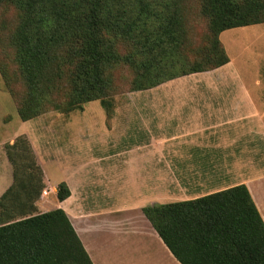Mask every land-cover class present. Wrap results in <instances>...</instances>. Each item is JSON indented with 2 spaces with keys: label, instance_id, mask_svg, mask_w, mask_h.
I'll use <instances>...</instances> for the list:
<instances>
[{
  "label": "trees",
  "instance_id": "obj_1",
  "mask_svg": "<svg viewBox=\"0 0 264 264\" xmlns=\"http://www.w3.org/2000/svg\"><path fill=\"white\" fill-rule=\"evenodd\" d=\"M201 2L210 51L201 64L181 62L174 70L177 60L173 57L183 47L180 41L185 33L179 16L168 9L157 10V4L146 0H0L19 13L14 46L28 92L19 115L28 121L41 112L49 94L58 88L60 78L52 77L51 71L61 61L73 71L67 79V111L103 101L109 85L106 73L120 63L130 64L143 79L158 70V84L227 65L218 36L264 23V0ZM117 41H130L135 55L139 51L143 59L122 58L115 49ZM157 56L159 62L153 67ZM211 58L214 61L208 68ZM145 87L139 81L137 88ZM5 153L14 170L12 185L0 197V264H92L63 210L37 213L44 175L27 140L16 138ZM69 196L66 184L60 183L57 201ZM143 214L180 264H264V223L245 185L146 207Z\"/></svg>",
  "mask_w": 264,
  "mask_h": 264
},
{
  "label": "rangeland",
  "instance_id": "obj_2",
  "mask_svg": "<svg viewBox=\"0 0 264 264\" xmlns=\"http://www.w3.org/2000/svg\"><path fill=\"white\" fill-rule=\"evenodd\" d=\"M146 1L157 4V10L168 9L171 14L179 16L178 23L185 34L180 41L183 47L173 57L177 60L174 70L180 68L181 62L201 64L205 61L210 43L208 20L202 15L201 0ZM261 16H264V11ZM18 24L19 13L16 8L11 4L0 3L1 180H10V172L13 178L14 168L7 160L5 148L18 137L25 138L29 143L50 188L60 184L62 177L68 175L69 163L74 169H79L83 157L85 160L105 157L109 151V147L104 144L106 138H119L121 149L144 146L145 150L166 152L169 158H173L169 159L171 164L180 152L225 151L227 156L229 154L228 163L232 172L239 159L248 162L249 166L254 165L255 170L264 169V128L257 138L248 134L245 138L228 140L213 133V126L218 125L227 112L217 114L207 109L213 97L209 93V88H213L215 83L212 77L222 76L226 72L238 76L241 70L256 72L264 56V23L222 32L218 36L220 49L229 63L217 69H207L202 73L172 80H166L164 76L161 80L165 81L158 84L160 79L155 78L158 70L146 73V79H143L141 72L137 73L130 64L123 61L125 63L113 66L106 73L109 85L104 100L85 103L81 109L73 111L65 108L69 99L67 79L71 78L73 71L65 61L56 63L51 74L55 79L60 78L58 88L49 94L41 112L28 121H23L18 113L28 94L14 46ZM115 49L122 58L129 56L132 60L143 59L139 51L138 57L135 55L134 45L130 41H117ZM159 59L157 56L153 67ZM213 61L214 58H211L208 68ZM169 68L173 69L172 65ZM139 81L143 82L144 87L153 85L138 89ZM215 88H219L218 85ZM261 113L260 125L264 126V111ZM123 167L126 166L120 165V173H125L123 169L126 168ZM102 168H107L105 163ZM234 184L236 181L231 182L232 186ZM45 190L47 197L42 198ZM44 191L37 202L40 208L42 206L45 209L41 208L38 214L54 210L50 202H58L46 185ZM123 201L125 199L121 197Z\"/></svg>",
  "mask_w": 264,
  "mask_h": 264
},
{
  "label": "crops",
  "instance_id": "obj_3",
  "mask_svg": "<svg viewBox=\"0 0 264 264\" xmlns=\"http://www.w3.org/2000/svg\"><path fill=\"white\" fill-rule=\"evenodd\" d=\"M262 58L255 73L241 70L238 76L226 72L212 77L215 83L209 93L213 97L207 109L217 114L227 112L213 126L214 134L228 140L248 134L261 136ZM106 139L104 144L109 151L105 157H83L79 169L69 163L68 175L62 177V182L70 196L63 202H50L54 210L64 211L92 264H180L146 219L143 209L198 199L237 185L246 186L264 223V169L255 170L254 165L239 159L232 172L225 151L180 152L171 164L169 159L173 158L166 152L145 150L144 146L121 149L119 138ZM103 163L107 168H102ZM120 165L126 166L125 173H120ZM9 175L10 180L0 179V197L13 183L12 173ZM43 175L44 184L56 197L59 183L50 188ZM232 181H236L234 186ZM121 197L125 201L121 202ZM35 205L37 211L45 209L38 202Z\"/></svg>",
  "mask_w": 264,
  "mask_h": 264
},
{
  "label": "built area",
  "instance_id": "obj_4",
  "mask_svg": "<svg viewBox=\"0 0 264 264\" xmlns=\"http://www.w3.org/2000/svg\"><path fill=\"white\" fill-rule=\"evenodd\" d=\"M42 196H47V191L45 190L44 192H43V195Z\"/></svg>",
  "mask_w": 264,
  "mask_h": 264
}]
</instances>
